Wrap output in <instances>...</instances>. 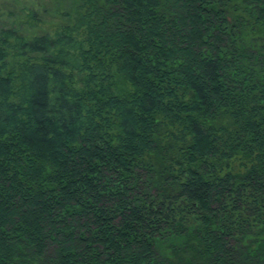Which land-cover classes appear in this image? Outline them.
<instances>
[{
    "label": "trees",
    "instance_id": "16d2710c",
    "mask_svg": "<svg viewBox=\"0 0 264 264\" xmlns=\"http://www.w3.org/2000/svg\"><path fill=\"white\" fill-rule=\"evenodd\" d=\"M16 8L0 264H264V0Z\"/></svg>",
    "mask_w": 264,
    "mask_h": 264
},
{
    "label": "rangeland",
    "instance_id": "374dc122",
    "mask_svg": "<svg viewBox=\"0 0 264 264\" xmlns=\"http://www.w3.org/2000/svg\"><path fill=\"white\" fill-rule=\"evenodd\" d=\"M30 0H0V25L8 26L15 17H18L14 10L19 5L28 3ZM73 0H37L38 8L42 14L39 15L40 22L30 31L39 33L42 31L51 32L53 28L62 23L67 18L62 15L69 10V5ZM11 13V14H10Z\"/></svg>",
    "mask_w": 264,
    "mask_h": 264
}]
</instances>
